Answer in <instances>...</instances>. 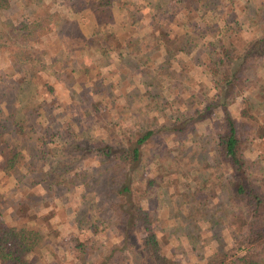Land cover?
<instances>
[{
  "label": "trees",
  "instance_id": "trees-1",
  "mask_svg": "<svg viewBox=\"0 0 264 264\" xmlns=\"http://www.w3.org/2000/svg\"><path fill=\"white\" fill-rule=\"evenodd\" d=\"M151 1L147 0L149 4ZM110 2L113 1L98 0L100 6ZM10 6L11 0H0L2 48L5 44L13 46L20 53L15 61L19 60L18 57L24 58L38 71L49 70L66 94L62 100L55 99V93L48 100L36 98V93L30 94L24 97L23 105L14 110L19 111L18 114L17 111L11 112L12 116L0 121V170L8 181L14 183H17L18 176L29 177L28 174L36 172L41 174V182L62 183L71 192H75L77 187L83 191L90 188L91 193L87 195L82 191L81 197L88 196L89 201L96 197L97 205L88 203L87 208L99 205L98 209L104 214L101 221L100 211L79 210L82 225L79 234L70 239L67 264H264V149L256 158H250L248 147L243 144V137L249 133L255 132L259 138L264 136V125L253 113L254 103L245 94L254 82L264 96V19L261 25L254 27L248 41L232 44L225 38L226 32L219 27L220 23L215 27L205 24L200 28L196 22L210 16L222 18L226 13L227 16L235 15L231 3L224 0H159L154 7L156 13H171L169 24H183L178 18L179 13L186 18L183 26H188V30L184 31L181 42L176 47L166 43L160 30L150 25L146 31L151 40L147 44L139 38L121 37L126 47L132 50L119 53H124L132 63L128 64L129 60H123V57L121 68L113 69L106 68L108 66L103 63L90 66L84 60L85 51L94 49L103 54L107 51L105 47L118 36L109 30L110 26L113 27L109 22L89 25L93 32L86 36L82 31L84 25L73 21L70 23L72 29L58 37L65 55L50 57L51 62L46 63L47 50L33 47L32 40L41 29L55 24L57 13L47 12L27 22H14L1 17ZM224 7L230 10V14L223 11ZM261 11L264 12L263 9ZM131 25V20L120 24V32H126ZM228 25V22L224 24L225 27ZM208 36L215 38L206 42ZM202 41L209 53L195 56L193 52L203 44ZM178 54H185L189 63L182 64ZM141 65L152 69V74L145 79L138 75L136 69ZM194 68L200 69L204 75L210 74L209 84L214 93H207L200 99L196 92L197 83L192 89L184 86V82L192 81L190 74ZM127 71L141 79L145 90L140 93L136 88L135 91L141 97H152L148 100L152 104L150 108L163 105L170 109L169 103L162 101L159 93L158 96L157 93L152 94V89L171 92L172 96L176 93L177 101L183 100L187 94L190 97L188 106L171 121L164 118L159 128L147 126L145 130L138 129L130 135L120 133L118 118L129 103L122 101L118 86L121 72ZM172 87L174 91H171ZM19 101L22 102L21 99ZM45 103L48 107L42 109ZM234 107L236 114L232 112ZM114 109L112 115L110 112ZM77 110L80 115L92 117L95 128L105 135L85 137L84 127L80 125L82 119L75 118ZM204 123L211 126L208 141L218 153L214 163L206 161L202 169L192 174L190 166L194 163V155L205 158L206 155L202 154L207 152L204 145L195 148L196 142L200 141L191 140L196 136L197 126ZM158 134L171 137L172 142L168 145L176 143L178 147L156 150L150 166L157 163L158 174L143 182V175L139 173L143 151ZM56 138H64L60 157L55 159L56 164L55 160L52 161L45 170L41 167L42 161L53 152L52 147L43 149V145L51 144ZM197 138L201 139L198 135ZM188 141L192 144L183 146ZM24 150L29 153L28 161L22 158ZM220 167L228 175L218 171ZM174 172L180 178L190 179L183 191L174 189L172 192L178 195L171 201L179 211L181 221L215 223V214L208 212V204L214 199L211 196L216 194L215 186L223 185L225 188L231 211L224 214V220L227 227L233 228L234 244L220 251L216 257L194 262L176 259L155 228V217L143 207L142 197L155 187L161 189L164 176ZM32 177L30 185L40 184ZM165 185L162 192H168L166 190L171 186L170 183ZM28 194L17 206L11 205L14 214H9L10 221L0 215V264H48L43 261L44 251L48 242L54 239V234L25 221L32 192ZM83 228L91 232L83 233ZM109 228L114 229L116 240H112L109 232L105 234L106 241L96 239L94 234ZM52 252L56 251H51L53 256Z\"/></svg>",
  "mask_w": 264,
  "mask_h": 264
},
{
  "label": "rangeland",
  "instance_id": "rangeland-1",
  "mask_svg": "<svg viewBox=\"0 0 264 264\" xmlns=\"http://www.w3.org/2000/svg\"><path fill=\"white\" fill-rule=\"evenodd\" d=\"M108 5L100 6L98 0H11V6L7 10L2 12V18L12 19L14 22H27L37 18L38 16L50 12H56L57 17L55 24L52 23L45 28L41 29L39 33L33 37L32 43L33 47L40 49H46L47 55L46 63L51 62L50 57L61 58L65 55V51L62 48L60 41L58 40L59 35L64 34L68 29H72L73 21H78L82 26V31L84 35L91 34L92 28L89 25H96L109 22L113 25L110 26L109 30L112 34H117L114 40H111V44L107 47L106 52L103 54L95 51L94 49H89L84 53L85 62L93 66L98 63L106 64V68H121L120 60L125 55L124 53H119L120 51H126L129 53L132 50L131 47H126V42L121 40V37H132L139 38L141 41L144 40L146 44L151 40L148 36L147 27L152 25L151 28H157L162 33V37L165 39L166 43H171L173 46H178L182 40V36L185 35L184 31L188 30V26H183L186 18L181 16L182 13L178 14V18L183 24L177 25V22L170 23V15L162 14L161 12L156 13L155 5L159 0H152L151 4L147 0H112ZM225 3H231L235 8V15L227 16L222 14V18L217 16L205 17L202 21H198L197 25L202 28L205 24L215 27L220 23L219 27L222 28L223 32L226 34L225 38L229 40L232 44H242L248 41L252 37L254 32V27L261 25L264 17V0H224ZM262 8V9H261ZM223 11L230 10L227 7L223 8ZM222 12V11H221ZM131 20L132 25L124 33H121L120 24ZM179 20V21H180ZM164 21V22H163ZM228 22L229 27H225L224 24ZM115 24V25H114ZM146 28V29H145ZM59 33V34H58ZM120 34V35H119ZM156 34L159 32L156 30ZM146 35V36H144ZM215 38V37H214ZM214 38L206 37L205 41H213ZM140 41V42H141ZM201 44L193 54L195 56H202L203 53H209L206 48V44L202 41ZM3 43L0 42V121L5 119L15 109L21 107L24 103L25 98L29 97L30 94L36 93V98H46L47 100L51 98L53 93H55V99H65L66 91L61 88L60 85L51 76L50 71H38L33 66H29L24 58H19L15 61V57L20 53L13 46L10 47L5 44L2 48ZM65 47V46H64ZM125 48V49H124ZM128 51V52H127ZM182 59V64L186 65L189 63L188 57L185 54H178ZM129 60L127 63H132L131 59L124 57L123 60ZM21 63H25L21 66ZM179 69V66H176ZM138 75L145 79L152 74V69L147 66H138ZM135 71V70H134ZM136 72V71H135ZM149 72V74H148ZM120 86H118V91L121 93L122 101H128L129 105L123 108L120 118H118V131L124 132L126 135H130L138 129L145 130L147 126L159 128L163 123L164 118L170 121L176 116H179L183 109L188 106V101H190L189 95L185 94L184 99L177 101L176 93L172 96L170 93H163L157 89H152V94L159 93V97L162 101H167L169 103V108L152 107L149 101L152 97L147 95V97H141L135 91L136 88L140 89V93H143L145 88L141 84V79L139 76L135 75L133 72H121ZM137 74V73H136ZM192 81L184 82V86L189 89L194 87L196 84V92L199 98L202 99L207 93L210 95L215 92L214 89L210 88V74H202L200 69L194 68L190 74ZM140 79V80H139ZM171 84L174 83L172 79H167ZM48 85L51 86L52 91H49ZM169 85V84H168ZM166 86V84H165ZM249 99L254 103L253 113L256 115L260 123L264 125V96L258 91L257 85L252 82V85L248 86ZM32 90V92H28ZM175 88L172 87L171 91ZM260 93V94H259ZM151 94V95H152ZM164 94V95H163ZM162 97V98H161ZM126 98V99H125ZM22 100L20 102L19 100ZM67 99V98H66ZM7 101V102H6ZM149 103V104H148ZM146 107L144 109V106ZM239 107L240 104L236 103ZM9 107H8V106ZM124 105V103H123ZM143 106L142 111L139 108ZM48 106L45 103L42 109H46ZM172 107V108H171ZM40 110L43 112V110ZM75 118L82 119L81 126L84 127V136L90 138V136L105 135L98 131L94 122L92 123V117L89 118L87 115L79 114L77 110ZM120 111V110H119ZM232 112L236 114L235 107L232 108ZM19 111H17V114ZM112 115L115 113V109L110 112ZM53 116V115H52ZM55 120V119H54ZM55 123V122H53ZM53 125V124H52ZM211 132V126L208 123H204L196 128L195 141L198 144L195 148L198 149L201 145H204L207 152L203 153L202 156L194 155V163L191 164L190 169L192 174H196L199 169H202L205 162L214 163L215 156L217 155L216 148L208 141L209 133ZM197 135L201 139L197 138ZM211 135V133H210ZM64 138H56L51 144L43 145V149L52 147L53 154H47V157L41 159L42 164L45 165L41 167L46 170L48 165L52 161L60 157L61 145ZM172 142L171 137H167L164 134L155 135L152 141L144 148L142 161L139 167V173L142 174L141 181L145 182L158 174L155 166H150V161L153 159V155L157 153L156 150L162 149L163 151L168 149L170 146L168 143ZM61 143V144H60ZM189 143V144H188ZM192 144L191 141L186 142L183 146ZM243 144L248 147L247 153L250 158H256L260 151L264 149V136L259 138L255 132L249 133L243 137ZM178 145L171 146V149H175ZM172 150V153L175 151ZM189 153V152H188ZM24 161L29 160V153L24 150L23 156ZM37 161V163H41ZM56 164V160L54 162ZM54 164V165H55ZM220 164V163H219ZM264 165V161L262 162ZM194 167V170H193ZM25 172V167L22 168ZM193 170V171H192ZM223 174L226 170L222 167L218 170ZM34 174V175H33ZM40 173H32L29 177L18 176L15 181L17 183L8 181L9 179L3 175L0 170V205H1V216L3 219L10 221L9 214H14L11 205L17 206L21 203L22 199L25 200L30 195V209L28 210L25 221L30 225L41 226L45 231L54 234V239L48 242V247L45 250V257L43 261L48 264H67L68 253L71 250V237H75L79 234V228H81V213L80 209L84 208L90 210V212H99L97 206H89L87 204L97 205L98 199L94 197L89 201L88 196H82V188H75V192L69 191L62 183H48L41 182L39 180ZM228 175V174H227ZM224 175V176H227ZM35 177L40 184H31L30 177ZM170 183L171 186L168 192H162L166 187L165 183ZM190 179H183L177 173H172L170 175L164 176L162 179V188L149 191L146 195L142 197L143 207L151 212L155 217V228L160 231L162 241L165 247L170 250L175 258L182 262H194L204 258L216 257L217 254L224 250L227 246H231L234 243V234L232 233L233 228L226 225L224 220V214L230 212L231 208L227 204V197L225 193V188L223 185L215 186L216 194L214 199L210 200L211 204H208V212L215 214V223L200 221H181L179 219V211L174 208V203L171 201L172 198L176 197L177 194L173 195L174 189L178 191H183ZM90 190L84 189L83 193L89 195ZM92 201V202H91ZM104 214L100 213L99 220L104 219ZM77 218H79L77 220ZM84 222V220L82 219ZM91 223V222H90ZM89 224V223H88ZM90 226V225H89ZM93 229V228H92ZM83 233H90V230L83 228ZM110 233L112 240H116L114 229H106L99 232V234H94L97 240L106 241L107 236L105 234ZM88 235V234H87ZM51 251H56L51 254Z\"/></svg>",
  "mask_w": 264,
  "mask_h": 264
}]
</instances>
